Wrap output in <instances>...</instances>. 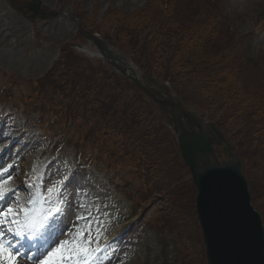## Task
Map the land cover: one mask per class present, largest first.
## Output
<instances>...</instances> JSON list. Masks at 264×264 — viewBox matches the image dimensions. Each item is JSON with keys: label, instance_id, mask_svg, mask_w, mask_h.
Here are the masks:
<instances>
[{"label": "rangeland", "instance_id": "rangeland-1", "mask_svg": "<svg viewBox=\"0 0 264 264\" xmlns=\"http://www.w3.org/2000/svg\"><path fill=\"white\" fill-rule=\"evenodd\" d=\"M17 1L20 5L19 2L25 3L29 0ZM166 2L167 0H42L48 17L41 19L37 16L33 20L30 13L24 14L14 9L10 0H0V89L5 83L10 85L14 82L17 90L10 93L12 96L13 93L27 92L24 81L43 76L56 61L63 44H71L70 50L82 59L85 56L93 57L88 52L96 51L95 43L82 32V29L97 32L94 34L99 38L111 37L113 43H116L114 48L111 47L113 50L127 54V57L138 58L139 66L136 63L134 65L144 80L148 77L145 73L146 68L151 64L156 69L161 68L162 73L170 71L166 65L167 59L159 60L160 64L155 65L154 56L152 59L149 58L153 52L156 54L157 44L166 40L163 37L160 42L153 39H156L159 31L160 14L167 11ZM174 2L176 9L171 11L172 16L169 15L168 19H178L188 24L196 22L203 11L205 16L202 21L209 15L222 12L220 16L223 18V29L221 36L213 39L214 47L216 45L215 49L223 52L234 42L238 43V47L234 52L231 49L229 57L223 59L216 67L222 68L220 69L222 73L235 75L233 83L235 88L230 91L239 94L244 92L248 94L247 90L252 93L255 91L263 100L264 27L262 23L257 22L264 18V0H174ZM7 74L12 75V78L7 77ZM72 77L76 78V75ZM165 84L168 82L165 81ZM210 84L208 80H204V84L203 81L190 82L182 86L181 93L185 98L176 97L185 108L197 114L204 112L201 103L211 108L215 114L213 120L219 124L222 133H225L227 138L232 135V140H229L232 150L242 160L244 173L250 182L253 202L264 220V114L262 116L259 112L254 114L252 108L251 110L248 108V115L240 114L237 105L232 107L227 102L222 107L221 103L225 101L219 96L224 90L220 87L212 88ZM128 93L134 94L131 90ZM173 94L176 95L175 92ZM19 101L18 97L16 102ZM156 105L159 108L157 103ZM11 111L14 116L9 114L8 106L0 108V125L5 123L19 130L26 124L28 136L23 128L17 135L6 130L4 126L0 127L4 134L3 141L0 142V151L4 143L7 145L15 140L21 141L15 148L22 147L20 166L14 171L19 177L17 184L20 185L15 192L21 193L22 198L19 200L20 203L9 199L4 206L11 204L13 207L17 205L28 207V203L25 202L33 197L29 194L30 190L38 189L40 193L46 194L48 188L53 185L59 186L58 182L69 178L64 197L69 201L66 215L58 217L55 225L48 227L43 234H38L36 240L42 243L45 237L54 233L56 243L51 244V247H55L60 241L70 239L76 230L70 232L65 227L56 229L54 226L62 225L68 218L69 222L77 221L76 217L84 215L87 209L91 211L94 219L102 223L98 244L96 226L93 225L91 247L99 246L104 249L111 242V246L99 254L100 259L95 264H208L196 213L197 191L191 174L180 157L178 147L165 149L167 152L164 150V153H170L162 165L160 175H156L158 180L153 183V188L145 190L141 180L128 175L127 170L121 167L119 176H122L120 187L123 190H120L118 185H111L112 179L108 171L96 161H91L93 149L86 145L83 149V160L79 159L74 148L69 146L48 150L42 160L38 161L37 156L41 153L44 143V140L40 139L39 129L31 119L17 111ZM166 121L173 132V124ZM30 133L34 135L33 142ZM66 140L71 145L76 143V137H67ZM31 142L33 150L30 148ZM29 151H32L31 154L26 155ZM30 159H35L36 172H41L45 181L37 186L42 180L39 179L36 183L35 177H32L29 178L32 179L30 184L34 181V186L30 189L24 187L21 189V183H24L23 180L29 174ZM113 181L118 182L116 179ZM138 198L147 202V206L140 213L135 202ZM163 203L168 204V212L165 225L160 227L154 222L155 218L163 217L162 213L160 214ZM81 205H84V208H81ZM143 212L147 213V219H142ZM76 223L84 227L83 221ZM108 257H111L110 261ZM20 258L18 264H38L34 263L33 259L29 260L24 256ZM0 264L3 262L0 261Z\"/></svg>", "mask_w": 264, "mask_h": 264}, {"label": "trees", "instance_id": "trees-1", "mask_svg": "<svg viewBox=\"0 0 264 264\" xmlns=\"http://www.w3.org/2000/svg\"><path fill=\"white\" fill-rule=\"evenodd\" d=\"M174 9V0H167V11L160 14L159 31L156 39L153 38L158 42L162 37L166 40L160 42L161 45L157 44L156 54L153 52L155 55L149 56L150 59L154 56L155 65L160 64L159 60L167 59L166 65L170 71L163 72L166 75L164 76L161 68L156 69L151 64L146 68L147 73L169 79L179 93L182 92V86L190 82L203 81L204 84V80H208L212 88L220 87L224 90L219 96L225 101L221 103L222 107L227 102L232 107L237 105L240 114L248 115V108H252L254 114L259 112L262 116L264 99L259 98L255 91H246L251 95L230 91L235 88V75L222 73V68L216 67L238 47V43L234 42L224 52L215 49L213 39L220 37L223 29L220 11L202 21L205 16L203 11L196 22L188 24L178 19H168ZM106 38L113 43L111 37ZM70 46L71 44L62 45L58 61L48 71L39 87L46 84L49 89H55L51 91L52 96L57 97L59 104L66 105V118L78 125L83 123L84 127L88 125L91 130L84 136L96 135L95 139L100 144L101 151L109 154V161L115 162L113 157L119 155L121 159L115 162L116 165L130 168L135 175L152 185L158 180L156 175H160L162 165L170 153H164V150L174 149L176 146L173 134L128 78L85 57L82 59L70 50ZM133 58L139 62L138 58ZM74 74L76 78L72 77ZM130 90L134 94H127ZM36 101L49 105L53 111L56 110V98ZM201 104L213 119L215 114L212 109ZM55 115L61 113L55 112ZM228 139L232 140V135Z\"/></svg>", "mask_w": 264, "mask_h": 264}, {"label": "water", "instance_id": "water-1", "mask_svg": "<svg viewBox=\"0 0 264 264\" xmlns=\"http://www.w3.org/2000/svg\"><path fill=\"white\" fill-rule=\"evenodd\" d=\"M34 4L28 7L37 13L41 1ZM192 124L197 128H182L178 143L197 188L208 264H264V224L252 203L240 157L214 123L200 118ZM215 145L222 146L228 160L218 159Z\"/></svg>", "mask_w": 264, "mask_h": 264}, {"label": "snow or ice", "instance_id": "snow-or-ice-1", "mask_svg": "<svg viewBox=\"0 0 264 264\" xmlns=\"http://www.w3.org/2000/svg\"><path fill=\"white\" fill-rule=\"evenodd\" d=\"M0 169V261L3 264H18L21 255H25L28 259L37 260L38 264H95L100 259L99 254L106 251L111 246V242L104 249L97 246L91 247L93 243V225L96 226V240L98 244L100 229L102 223L98 219L92 217L91 211L85 209L84 215L76 217L77 222L83 221L84 227H80L79 223L74 224L76 229L75 235L70 239L60 241L55 247L51 244L56 243L55 234L45 237L37 249L36 253L22 254L19 248L13 247V242L9 239V235L24 240L34 239L38 234H43L48 227L57 221L58 217H64L69 206V201L65 199L67 191V181L58 182L48 188L47 193H33V198L28 200V207L17 205L13 207L8 204L11 195L15 192L13 187H9L12 180L10 169ZM6 177V178H5ZM33 187L34 185H27ZM84 208V205L80 206ZM20 247H23L21 244ZM35 247V245H30ZM51 248V250H48ZM46 253V254H45ZM42 257V258H41ZM109 261L111 257L107 258Z\"/></svg>", "mask_w": 264, "mask_h": 264}, {"label": "bare ground", "instance_id": "bare-ground-1", "mask_svg": "<svg viewBox=\"0 0 264 264\" xmlns=\"http://www.w3.org/2000/svg\"><path fill=\"white\" fill-rule=\"evenodd\" d=\"M88 52V51H87ZM90 53L91 55H93L94 53L92 52H88ZM112 55L114 56H118V53L117 52H111ZM126 69L129 68V65L126 63ZM21 135V134H20ZM23 135V134H22ZM24 137V136H23ZM21 137V138H23ZM4 138V134L1 132V129H0V142H2ZM24 139V138H23ZM2 140V141H1ZM5 140H7V138H5ZM4 140V141H5ZM22 140V139H21ZM6 142V141H5ZM23 142V141H22ZM21 144V141L20 140H15L11 143H4V145H2V150L0 151V169L3 168V166H5L4 168H7L9 165H13V167L10 169V172H11V175L13 176L12 177V180L10 181L9 183V187H13L15 190L20 187V185L18 186L17 184V181L19 179V177L16 175V173H14L15 171V168L20 166V163H19V160L22 158L21 157V149L22 147H19V148H15L16 146L20 145ZM23 151V150H22ZM23 155V154H22ZM25 156V154H24ZM56 170V169H55ZM6 178V177H5ZM35 182L38 183L39 179L40 180H44L43 177L41 176V174H37V176H35ZM77 180V179H76ZM32 181V179H29V182H27V179L26 180H23V182L25 183H21V189L24 187L26 189H30L32 187H28L27 185H34V181L32 184H30ZM38 186V184H37ZM36 186V188H37ZM37 190V189H36ZM30 194V193H29ZM22 196H21V193L18 194L17 191L15 192V194L13 193L11 195V198L10 200L14 199L16 202L21 200ZM24 200V199H23ZM26 200V199H25ZM24 200V201H25ZM11 203V202H10ZM20 203V201H19ZM25 203H28V202H25ZM13 204V203H12ZM17 204V203H16ZM25 206V204H24ZM26 207V206H25ZM60 221V220H59ZM77 221H72V222H69V218L68 219H65L63 222H62V225H60L59 227L62 229V227H65L67 230H70V232H73L75 231L76 229L74 228V224L76 223ZM58 227V226H56ZM64 229V230H66ZM68 232V231H67ZM69 232V233H70ZM18 238V237H17ZM21 242L27 244L28 242L27 241H24V240H21ZM39 245H36L35 246V249H34V252L37 251V248ZM22 259V258H20ZM24 261V260H23ZM28 263V262H27ZM29 264V263H28Z\"/></svg>", "mask_w": 264, "mask_h": 264}]
</instances>
